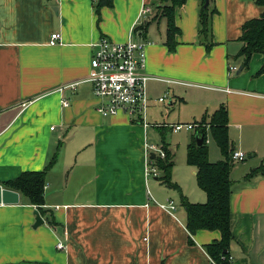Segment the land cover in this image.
Returning a JSON list of instances; mask_svg holds the SVG:
<instances>
[{
	"label": "crops",
	"instance_id": "1",
	"mask_svg": "<svg viewBox=\"0 0 264 264\" xmlns=\"http://www.w3.org/2000/svg\"><path fill=\"white\" fill-rule=\"evenodd\" d=\"M257 1L209 2L205 42L198 35L201 0H185L175 10L178 34L169 51L157 0H0V187L42 171L57 153L38 211L43 224L34 227L38 209L17 192L16 203H0V264H211L205 246L220 233L188 232L177 191L163 185L160 171L157 179L145 174V145L162 142L173 158L172 181L190 203H205L196 169L186 164L195 130L174 133L170 126L199 127L204 118L209 135V118L221 106L231 148L248 155L230 173L229 264H264V173L245 179L264 164V54H253L244 69L235 58L242 25L264 13ZM143 7L151 12L141 15ZM55 33L59 42L50 45ZM100 37L145 44L144 72L154 78L146 85L147 127L96 111L85 79L90 45ZM164 96L168 108L160 109ZM182 131L177 166L167 137ZM208 158L224 159L209 149ZM170 201L174 210L161 208Z\"/></svg>",
	"mask_w": 264,
	"mask_h": 264
},
{
	"label": "trees",
	"instance_id": "2",
	"mask_svg": "<svg viewBox=\"0 0 264 264\" xmlns=\"http://www.w3.org/2000/svg\"><path fill=\"white\" fill-rule=\"evenodd\" d=\"M101 5L110 6L112 0H101ZM185 4V0H157L156 5L160 8V17L164 18L167 23L166 46L169 51L175 47L174 37L178 34V29L174 23L176 8ZM204 0H201V10L199 16L200 38L206 39L211 37L210 18L214 10L208 12V6L203 9ZM257 4L264 6V0H258ZM146 26L136 27V30L144 32ZM238 41L242 44L235 58L242 60V68H246L250 57L255 54H264V13L257 19L246 21L241 27V34ZM264 72V66L261 69ZM203 118L201 124H205ZM227 110L221 106L209 118L210 135L218 147L223 160L211 163L208 158V147L206 144V130L201 124L196 128L191 139V143L186 148V164L196 169V183L200 190L206 195V202L190 203L181 192L179 186L171 179L173 167V158L166 148H164L165 158L154 157L152 162L161 172L160 180L168 189L177 191L179 202L185 211V226L190 234L198 230L218 231L220 240L214 241L205 246L209 257L218 264H229L228 258L229 246L233 240L229 224V199L231 195L232 181L230 173L234 163L231 162L229 153L233 149L228 137L227 128ZM203 136L202 146H197L194 136ZM57 158L55 152L46 164L45 168L39 172H23L14 180L3 182L5 189L19 193L27 199L30 205L36 206L42 213L43 190L45 186V177L47 172L53 166ZM264 173V164L251 170L245 176L250 179L258 174ZM224 258V259H222Z\"/></svg>",
	"mask_w": 264,
	"mask_h": 264
},
{
	"label": "built area",
	"instance_id": "3",
	"mask_svg": "<svg viewBox=\"0 0 264 264\" xmlns=\"http://www.w3.org/2000/svg\"><path fill=\"white\" fill-rule=\"evenodd\" d=\"M141 15L150 13L148 7L141 9ZM134 35V30L131 31ZM59 34L51 35L49 44L55 45L59 42ZM92 56L90 59V70L85 79L92 87V94L97 101L96 111L102 117H112L122 113L133 120L147 127L146 114L148 110L147 82L154 79L145 74L146 55L143 42H135L129 39L123 43H116L108 38L100 37L97 42L90 45ZM230 70H235L231 68ZM74 85L60 89L73 88ZM160 98L159 101H163ZM61 106L68 107V101L62 100ZM198 125L194 124H176L171 125L172 132L181 130L193 131ZM53 130V127L51 128ZM146 167L147 177L158 178L159 170L152 162L150 155L165 158V152L162 146L155 144H146ZM231 162L240 163L247 160L248 155L239 150H232L229 153ZM165 210H174V205L170 201L166 206H161ZM56 248L62 250L64 247L57 243ZM224 259V258H222ZM227 261H231V257ZM211 264H218L211 260Z\"/></svg>",
	"mask_w": 264,
	"mask_h": 264
},
{
	"label": "rangeland",
	"instance_id": "4",
	"mask_svg": "<svg viewBox=\"0 0 264 264\" xmlns=\"http://www.w3.org/2000/svg\"><path fill=\"white\" fill-rule=\"evenodd\" d=\"M230 63H234L232 60H230ZM235 73V72H234ZM235 75V74H233ZM165 99V102L164 104H161L160 105V109H164L165 108H168L167 107V104H168V98L166 99V96L163 97ZM155 111V110H154ZM153 110L150 112H154ZM166 115V114H165ZM172 117V116H171ZM167 122H170V121H166ZM184 124V123H183ZM185 132L182 131L180 133H177V134H171L167 137L168 141L170 140V146L173 150V154H174V162L176 163L177 166L181 165V158L184 156V147H185ZM171 138V139H170ZM166 141V140H165ZM167 142V141H166ZM162 143V142H161ZM161 143L158 141V142H155V144L157 146H160ZM168 144V143H167ZM206 144H207V147L208 149L210 150V153L211 155H215L216 157H218V155L220 156V152H219V149L218 147L216 146V144L214 143V141L212 140V137L210 136V134L208 135L207 134V141H206ZM184 158V157H183ZM212 159V157H211ZM213 160V159H212ZM248 161V159H247ZM215 162V161H213ZM178 171V170H177Z\"/></svg>",
	"mask_w": 264,
	"mask_h": 264
},
{
	"label": "water",
	"instance_id": "5",
	"mask_svg": "<svg viewBox=\"0 0 264 264\" xmlns=\"http://www.w3.org/2000/svg\"><path fill=\"white\" fill-rule=\"evenodd\" d=\"M212 0H204V4H203V9L205 10L206 7L208 6L209 2H211ZM195 142L197 146H202L203 144V136H198L197 134H195L194 136ZM150 158L153 159L154 155L151 154ZM17 202V194L9 191L7 189H2L0 187V203L3 204H12V203H16ZM34 215H35V224L34 227H37L41 224H43L42 218L38 213V210L34 211Z\"/></svg>",
	"mask_w": 264,
	"mask_h": 264
}]
</instances>
